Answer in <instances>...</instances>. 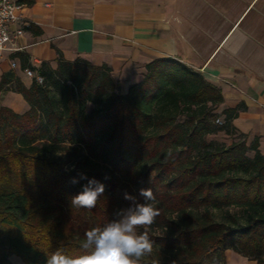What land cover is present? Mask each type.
<instances>
[{
	"label": "trees",
	"instance_id": "obj_1",
	"mask_svg": "<svg viewBox=\"0 0 264 264\" xmlns=\"http://www.w3.org/2000/svg\"><path fill=\"white\" fill-rule=\"evenodd\" d=\"M146 73L123 93L107 65L60 55L37 71L42 83L15 81L28 109L0 107V264L78 254L86 230L128 207L124 193L147 187L160 216L143 264H227V251L264 264V155L233 124L242 107L219 113L223 91L177 60ZM221 133L230 143L213 139ZM80 173L106 185L94 209L70 204Z\"/></svg>",
	"mask_w": 264,
	"mask_h": 264
},
{
	"label": "crops",
	"instance_id": "obj_2",
	"mask_svg": "<svg viewBox=\"0 0 264 264\" xmlns=\"http://www.w3.org/2000/svg\"><path fill=\"white\" fill-rule=\"evenodd\" d=\"M22 9L19 50L0 54V86L9 81L0 107L28 109L13 89L33 84L21 55L36 76L44 63L56 69L60 55L107 65L123 93L148 64L174 59L223 91L219 113L242 107L233 124L264 155V0H34Z\"/></svg>",
	"mask_w": 264,
	"mask_h": 264
},
{
	"label": "clouds",
	"instance_id": "obj_3",
	"mask_svg": "<svg viewBox=\"0 0 264 264\" xmlns=\"http://www.w3.org/2000/svg\"><path fill=\"white\" fill-rule=\"evenodd\" d=\"M81 180L87 182L70 197V204L75 208L94 209L98 199L104 196L106 185L84 173L71 178L70 183L75 185ZM124 199L130 201L127 208L115 210L108 223L86 230L78 254L58 248L47 255L45 264H143L142 258L153 252L154 241L148 228L160 216V209L149 187L140 188L137 196L124 193ZM138 228L144 231L138 233Z\"/></svg>",
	"mask_w": 264,
	"mask_h": 264
},
{
	"label": "built area",
	"instance_id": "obj_4",
	"mask_svg": "<svg viewBox=\"0 0 264 264\" xmlns=\"http://www.w3.org/2000/svg\"><path fill=\"white\" fill-rule=\"evenodd\" d=\"M23 6L14 0H0V54L17 52V39L24 35L26 23L21 15ZM14 26H17L13 29ZM12 66L17 67L16 63ZM26 74L35 78L38 83H42L43 79L34 75L30 69L26 70ZM223 120L218 119L217 124L222 125Z\"/></svg>",
	"mask_w": 264,
	"mask_h": 264
},
{
	"label": "rangeland",
	"instance_id": "obj_5",
	"mask_svg": "<svg viewBox=\"0 0 264 264\" xmlns=\"http://www.w3.org/2000/svg\"><path fill=\"white\" fill-rule=\"evenodd\" d=\"M34 79V78H33ZM213 139H217V140H220V141H224L226 143H230V140L228 137H226L224 134H219V136L217 137H213ZM226 257H227V264H257L256 262H253V261H249L248 259L246 258H243L241 257L240 255L232 252V251H227L226 253ZM10 262L12 264H24L22 262L21 259H19L18 257L16 256H11L10 257Z\"/></svg>",
	"mask_w": 264,
	"mask_h": 264
}]
</instances>
